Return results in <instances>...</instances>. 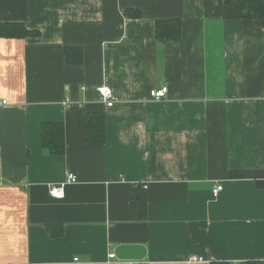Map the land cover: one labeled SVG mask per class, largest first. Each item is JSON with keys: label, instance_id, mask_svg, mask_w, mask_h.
<instances>
[{"label": "crops", "instance_id": "obj_1", "mask_svg": "<svg viewBox=\"0 0 264 264\" xmlns=\"http://www.w3.org/2000/svg\"><path fill=\"white\" fill-rule=\"evenodd\" d=\"M246 12L235 0H0L1 23L39 31L0 37V264L264 259V17ZM167 18L181 38L159 43ZM72 45L79 66L64 59ZM97 111L105 140L88 143ZM47 121L63 123V155L41 145ZM68 172L76 182L52 197Z\"/></svg>", "mask_w": 264, "mask_h": 264}, {"label": "trees", "instance_id": "obj_2", "mask_svg": "<svg viewBox=\"0 0 264 264\" xmlns=\"http://www.w3.org/2000/svg\"><path fill=\"white\" fill-rule=\"evenodd\" d=\"M245 4L246 16L249 18L264 17V0H235ZM230 2V0H225ZM128 18L140 19L141 12L135 8L122 10ZM39 31L29 29L22 22H0V37L38 36ZM154 34L159 43L177 42L181 38V20L178 18L158 19L154 22ZM65 61L74 66L83 62V50L80 46L64 47ZM85 141L88 143H102L105 140V115L103 112L86 113L84 116ZM41 145L49 155L60 156L65 152L64 126L62 122H43L41 124ZM132 193V207L135 218H143L146 208V196L140 184L136 185ZM54 226L48 224L46 229L51 236H61L63 229L54 233ZM60 227V226H59ZM218 264V263H216Z\"/></svg>", "mask_w": 264, "mask_h": 264}, {"label": "built area", "instance_id": "obj_3", "mask_svg": "<svg viewBox=\"0 0 264 264\" xmlns=\"http://www.w3.org/2000/svg\"><path fill=\"white\" fill-rule=\"evenodd\" d=\"M97 93L99 94V100L105 104L106 106L113 105V93L112 90L106 85H100L96 88ZM167 93V87L162 86L158 89H151L149 92L150 97L154 99H161ZM76 177L73 173L68 172L66 178L63 182L53 183L49 185V194L57 199H61L64 197V188L66 184L76 182ZM222 189V185L220 183H216L212 189L213 195L216 196ZM110 258L114 257V253H110L108 255ZM73 261H78L75 257ZM204 260L198 256H192L189 259V262L197 263L203 262ZM229 264H264V259L262 260H252V261H241V260H233Z\"/></svg>", "mask_w": 264, "mask_h": 264}]
</instances>
